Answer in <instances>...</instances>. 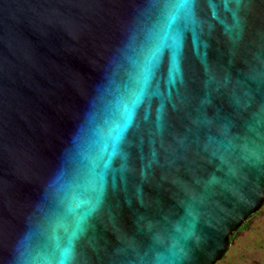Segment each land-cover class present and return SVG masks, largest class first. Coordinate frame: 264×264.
<instances>
[{"label": "water", "instance_id": "obj_1", "mask_svg": "<svg viewBox=\"0 0 264 264\" xmlns=\"http://www.w3.org/2000/svg\"><path fill=\"white\" fill-rule=\"evenodd\" d=\"M263 206L264 0H0V264H217Z\"/></svg>", "mask_w": 264, "mask_h": 264}, {"label": "rangeland", "instance_id": "obj_2", "mask_svg": "<svg viewBox=\"0 0 264 264\" xmlns=\"http://www.w3.org/2000/svg\"><path fill=\"white\" fill-rule=\"evenodd\" d=\"M218 264H264V206Z\"/></svg>", "mask_w": 264, "mask_h": 264}, {"label": "snow or ice", "instance_id": "obj_3", "mask_svg": "<svg viewBox=\"0 0 264 264\" xmlns=\"http://www.w3.org/2000/svg\"><path fill=\"white\" fill-rule=\"evenodd\" d=\"M138 102H139V97H136V99L132 102V105L125 110L122 124L116 129L114 141H119L121 136L124 134V131L131 124L133 117V108L135 107V104Z\"/></svg>", "mask_w": 264, "mask_h": 264}, {"label": "trees", "instance_id": "obj_4", "mask_svg": "<svg viewBox=\"0 0 264 264\" xmlns=\"http://www.w3.org/2000/svg\"><path fill=\"white\" fill-rule=\"evenodd\" d=\"M260 212V211H259ZM258 212V213H259ZM258 213H256L247 223H245L240 229H239V231L238 232H236V234L234 235V237L231 239L232 240V242L236 239V237H237V235H238V233L240 232V231H242V230H244V229H246L248 226H249V223L251 222V220L258 214ZM233 244V243H232ZM227 255V254H226ZM226 255H225V257H226ZM224 257V258H225ZM223 258V259H224ZM222 259V260H223ZM221 260V261H222ZM218 264V263H217Z\"/></svg>", "mask_w": 264, "mask_h": 264}]
</instances>
